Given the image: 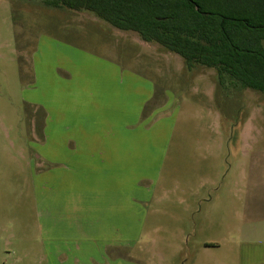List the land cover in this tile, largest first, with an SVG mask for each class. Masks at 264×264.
<instances>
[{
	"label": "rangeland",
	"instance_id": "obj_1",
	"mask_svg": "<svg viewBox=\"0 0 264 264\" xmlns=\"http://www.w3.org/2000/svg\"><path fill=\"white\" fill-rule=\"evenodd\" d=\"M217 85L215 70H188L88 12L0 0V264H28L38 246L29 237L46 190L34 156L67 140L74 150L88 135L110 143L118 178L125 157L131 167L114 198L131 205L133 264H205L204 240L224 237L211 264H236L238 228L264 189V95ZM239 128L257 142L238 145Z\"/></svg>",
	"mask_w": 264,
	"mask_h": 264
},
{
	"label": "crops",
	"instance_id": "obj_2",
	"mask_svg": "<svg viewBox=\"0 0 264 264\" xmlns=\"http://www.w3.org/2000/svg\"><path fill=\"white\" fill-rule=\"evenodd\" d=\"M96 129L100 130L101 126L91 124L87 128ZM239 129L238 145L257 142L254 131ZM72 141L48 146L44 160L34 156L35 167L38 160L44 163L45 172L40 177L44 179L46 191L44 201L37 202L39 220L34 223V236L30 235L29 241L36 237L38 246L28 251V264H133L131 205H118L114 198L117 179L121 187H127V181L131 183V167L125 157L121 168L124 178L120 179L119 164L108 147L110 143L88 135L75 139L76 148L70 150L68 145ZM39 165L43 168V164ZM257 190L259 197L249 205L252 213L242 219L237 243L231 247L236 264H264V189ZM18 222L13 220L12 225L18 227ZM12 225L10 221L6 227L12 228ZM203 225L206 231L212 225L210 214L205 216ZM193 236L197 239L198 234ZM225 239L204 240L205 264L212 262L209 252L214 249L220 253L224 249ZM215 262L227 264L225 260ZM14 264L25 263L17 260ZM189 264H198V258H190Z\"/></svg>",
	"mask_w": 264,
	"mask_h": 264
},
{
	"label": "trees",
	"instance_id": "obj_3",
	"mask_svg": "<svg viewBox=\"0 0 264 264\" xmlns=\"http://www.w3.org/2000/svg\"><path fill=\"white\" fill-rule=\"evenodd\" d=\"M88 12L179 55L188 70L216 71L217 87L264 95V0H44Z\"/></svg>",
	"mask_w": 264,
	"mask_h": 264
}]
</instances>
